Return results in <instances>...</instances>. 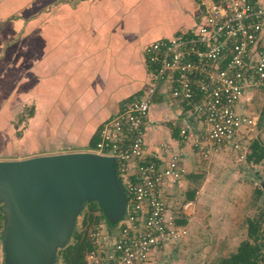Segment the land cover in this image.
Here are the masks:
<instances>
[{"label": "crops", "instance_id": "crops-1", "mask_svg": "<svg viewBox=\"0 0 264 264\" xmlns=\"http://www.w3.org/2000/svg\"><path fill=\"white\" fill-rule=\"evenodd\" d=\"M199 14L197 0H0V160L88 151L122 101L144 94L146 45ZM185 112L159 92L147 134L149 152H181L182 188L197 173L193 135L179 130Z\"/></svg>", "mask_w": 264, "mask_h": 264}, {"label": "built area", "instance_id": "built-area-1", "mask_svg": "<svg viewBox=\"0 0 264 264\" xmlns=\"http://www.w3.org/2000/svg\"><path fill=\"white\" fill-rule=\"evenodd\" d=\"M199 20L189 30L146 45L155 76L144 94L122 101L103 123L99 142L88 149L116 159L117 175L127 194L125 211L115 233L102 224L88 232L92 248L84 264H149L152 251L187 233L168 206L164 183L179 181L180 160L147 148L149 114L159 92L182 104L186 122L180 134H193L189 118L204 123L208 143L249 150L248 128L256 117L242 113L252 90L264 89V0H197ZM202 146L204 140L195 138ZM160 161V162H159ZM6 215L0 204V253Z\"/></svg>", "mask_w": 264, "mask_h": 264}, {"label": "rangeland", "instance_id": "rangeland-1", "mask_svg": "<svg viewBox=\"0 0 264 264\" xmlns=\"http://www.w3.org/2000/svg\"><path fill=\"white\" fill-rule=\"evenodd\" d=\"M250 96L252 99L244 100L247 104L241 111L256 117L255 127L248 128L245 142L247 146L256 139L264 144V89L252 90ZM28 112H22L20 120ZM180 121L184 124L185 117ZM190 125L193 129L192 150L196 160V178L185 188L177 186L182 175L179 181L171 184L165 182L163 185L167 204L176 212L175 221L186 226L187 233L172 239L166 246L153 250L149 264H216L221 258L236 252L243 241L249 240V220L260 219L264 212V158L254 163L247 159L249 150L242 157L241 153L245 150L236 151L216 143H208L204 136L201 137L205 124L193 120ZM21 133L23 132H18L19 135ZM196 136L204 140L202 146L196 144ZM159 148L160 154L167 155L165 164L174 154L182 161L181 152L173 153L170 146ZM177 187H181L182 191H170ZM186 192L194 196L189 204ZM99 205L98 201L91 199L82 202L73 219L71 235L57 248L56 264H65L61 251L75 243V232L85 231L87 234L98 224H102L104 230L111 233L119 229L122 218L110 221L104 210L97 208ZM1 244L0 264H6L3 241Z\"/></svg>", "mask_w": 264, "mask_h": 264}, {"label": "water", "instance_id": "water-1", "mask_svg": "<svg viewBox=\"0 0 264 264\" xmlns=\"http://www.w3.org/2000/svg\"><path fill=\"white\" fill-rule=\"evenodd\" d=\"M86 199L98 201L110 221L122 218L127 197L113 156L70 151L0 160L6 264H54Z\"/></svg>", "mask_w": 264, "mask_h": 264}, {"label": "trees", "instance_id": "trees-1", "mask_svg": "<svg viewBox=\"0 0 264 264\" xmlns=\"http://www.w3.org/2000/svg\"><path fill=\"white\" fill-rule=\"evenodd\" d=\"M146 64L147 79L149 80L146 87H148L155 76V67L151 66L148 61ZM156 96L153 98V102ZM99 139H92L89 145L90 147L88 148L95 147ZM248 147L247 159L249 161L258 163L264 158V144L262 141L256 139ZM97 208L102 209L100 205ZM262 222H264V212L260 219H250L248 228L249 240L243 241L236 252H233L228 257L221 258L216 264H264V225ZM74 238L76 240L75 243L68 245L61 251L63 259L65 264H84L86 262V253L92 248V242L89 240L88 233L86 234L85 231L80 233L75 232Z\"/></svg>", "mask_w": 264, "mask_h": 264}]
</instances>
